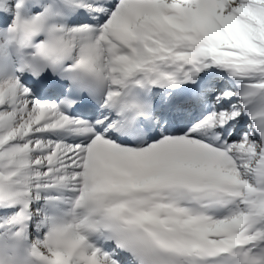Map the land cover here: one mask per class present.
Returning a JSON list of instances; mask_svg holds the SVG:
<instances>
[{
	"label": "snow or ice",
	"instance_id": "snow-or-ice-1",
	"mask_svg": "<svg viewBox=\"0 0 264 264\" xmlns=\"http://www.w3.org/2000/svg\"><path fill=\"white\" fill-rule=\"evenodd\" d=\"M0 264H264V0H0Z\"/></svg>",
	"mask_w": 264,
	"mask_h": 264
}]
</instances>
